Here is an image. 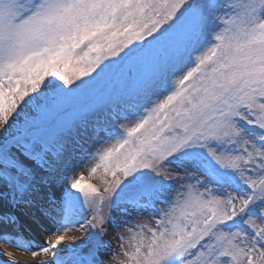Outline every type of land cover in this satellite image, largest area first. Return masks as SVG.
I'll return each mask as SVG.
<instances>
[{"label": "snow or ice", "instance_id": "1", "mask_svg": "<svg viewBox=\"0 0 264 264\" xmlns=\"http://www.w3.org/2000/svg\"><path fill=\"white\" fill-rule=\"evenodd\" d=\"M0 244L264 264V0H0Z\"/></svg>", "mask_w": 264, "mask_h": 264}, {"label": "rangeland", "instance_id": "2", "mask_svg": "<svg viewBox=\"0 0 264 264\" xmlns=\"http://www.w3.org/2000/svg\"><path fill=\"white\" fill-rule=\"evenodd\" d=\"M86 176H87V174H86ZM95 182V181H94ZM2 246H0V248H3V249H5L6 251L8 250L7 248H9V249H11L9 246H7V245H4V244H1ZM6 247V248H5ZM23 255H25L24 257H23V259H18L17 258V256H16V259L17 260H20V261H26V260H29V259H31V257L30 256H28V255H26V254H23Z\"/></svg>", "mask_w": 264, "mask_h": 264}, {"label": "bare ground", "instance_id": "3", "mask_svg": "<svg viewBox=\"0 0 264 264\" xmlns=\"http://www.w3.org/2000/svg\"><path fill=\"white\" fill-rule=\"evenodd\" d=\"M0 246H2L1 244H0ZM6 248V247H5ZM8 250L7 251H13V249H9V248H7ZM24 253H22V252H19V251H17L16 253H15V255L17 256V258L18 259H23V257L25 256V255H23Z\"/></svg>", "mask_w": 264, "mask_h": 264}]
</instances>
